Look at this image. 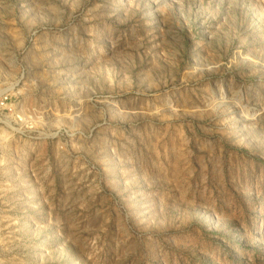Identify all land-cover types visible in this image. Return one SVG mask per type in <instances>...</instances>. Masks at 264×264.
I'll return each instance as SVG.
<instances>
[{"label":"rangeland","instance_id":"1","mask_svg":"<svg viewBox=\"0 0 264 264\" xmlns=\"http://www.w3.org/2000/svg\"><path fill=\"white\" fill-rule=\"evenodd\" d=\"M0 264H264V0H0Z\"/></svg>","mask_w":264,"mask_h":264}]
</instances>
